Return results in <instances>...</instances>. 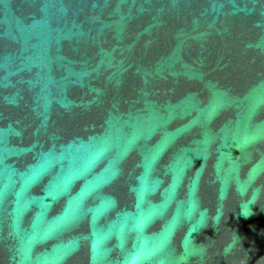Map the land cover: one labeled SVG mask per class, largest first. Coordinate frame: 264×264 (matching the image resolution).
Here are the masks:
<instances>
[{"label": "water", "instance_id": "obj_1", "mask_svg": "<svg viewBox=\"0 0 264 264\" xmlns=\"http://www.w3.org/2000/svg\"><path fill=\"white\" fill-rule=\"evenodd\" d=\"M264 264V0H0V264Z\"/></svg>", "mask_w": 264, "mask_h": 264}, {"label": "clouds", "instance_id": "obj_2", "mask_svg": "<svg viewBox=\"0 0 264 264\" xmlns=\"http://www.w3.org/2000/svg\"><path fill=\"white\" fill-rule=\"evenodd\" d=\"M131 264H138V262L136 260H133ZM161 264H163V262H161Z\"/></svg>", "mask_w": 264, "mask_h": 264}]
</instances>
